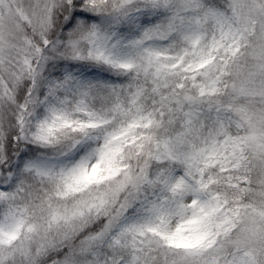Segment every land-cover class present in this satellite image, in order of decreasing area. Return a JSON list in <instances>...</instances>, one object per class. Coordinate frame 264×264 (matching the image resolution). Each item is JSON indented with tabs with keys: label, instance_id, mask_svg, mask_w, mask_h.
<instances>
[{
	"label": "snow or ice",
	"instance_id": "obj_1",
	"mask_svg": "<svg viewBox=\"0 0 264 264\" xmlns=\"http://www.w3.org/2000/svg\"><path fill=\"white\" fill-rule=\"evenodd\" d=\"M0 264H264V0H0Z\"/></svg>",
	"mask_w": 264,
	"mask_h": 264
}]
</instances>
